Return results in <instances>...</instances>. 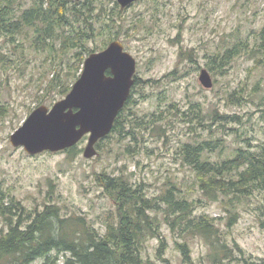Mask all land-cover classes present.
I'll return each instance as SVG.
<instances>
[{
	"label": "rangeland",
	"instance_id": "374dc122",
	"mask_svg": "<svg viewBox=\"0 0 264 264\" xmlns=\"http://www.w3.org/2000/svg\"><path fill=\"white\" fill-rule=\"evenodd\" d=\"M19 1L24 6L31 0ZM98 2L120 22L113 31H118L117 39L136 61L134 75L139 85L119 127L100 141L96 154L89 158L83 155L88 135L72 151L29 155L11 145L10 134L37 106L51 107L64 96L47 89L52 72L45 55H32L22 72L16 66L0 69V189L27 209L56 204L62 217L81 216L103 234L106 223L114 221L115 204L96 182L97 173H125L132 183L142 182L150 197L161 195L171 180L189 197H200L195 215L215 217L218 227L246 255L264 260V190L239 205L237 221L228 228V213L219 201L200 195L194 173L179 152L184 141L210 138L223 144L222 149L214 148L213 158L235 147L264 146V67L255 65L253 53L246 52L224 69L212 62L214 53L234 42L255 46L264 23V0H139L124 9L116 0ZM99 44V40L89 42V47ZM8 45L0 37V50ZM175 68L177 72L170 74ZM202 68L212 78L209 88L199 81ZM242 89L245 101L235 100ZM195 103L201 108L200 122L191 113ZM220 115L229 117L224 120ZM156 116L159 121L149 124ZM6 229L0 218V233ZM158 234L143 241V261L181 264L182 255L174 242L182 240L179 232H172L161 220ZM162 238L166 244L158 253ZM187 240L191 257L201 264L205 242L199 236ZM50 255L56 256L54 251ZM56 257L62 264L63 255ZM45 261L40 257L31 264Z\"/></svg>",
	"mask_w": 264,
	"mask_h": 264
},
{
	"label": "trees",
	"instance_id": "16d2710c",
	"mask_svg": "<svg viewBox=\"0 0 264 264\" xmlns=\"http://www.w3.org/2000/svg\"><path fill=\"white\" fill-rule=\"evenodd\" d=\"M117 26L120 27V22L109 16L98 0H31L24 6L19 0H0V37L9 44L0 50V69L6 71L16 66L22 72L32 55H45L52 72L47 89L65 96L80 75L88 54L117 39L118 31H113ZM256 38L253 48L246 41L234 42L214 53L212 62L224 69L236 56L246 52L253 53L255 65L264 67V23ZM97 40L100 44L90 48L89 42ZM58 65L62 67L58 69ZM176 72L175 68L170 74ZM133 79L112 131L119 127L139 85L138 77L134 75ZM242 95L243 89L234 99L245 101ZM200 111L199 104L192 105L191 113L198 122L202 119ZM158 116L148 123L155 124ZM228 117L220 115L224 120ZM128 134L135 138L134 133ZM102 139L95 147H99ZM219 140H187L181 143L179 152L194 173L200 195L222 204L228 213L226 226L231 228L237 221L239 205L254 192L264 190V146L254 150L235 147L213 158L214 148L222 149ZM95 180L115 204L114 221L106 223L103 234L81 216L62 217L56 204L44 203L42 208L27 209L0 189V218L7 227L0 233V264H31L40 257L46 259L44 264L50 261L58 264V254L63 255L62 264H146L142 258L143 241L159 236L161 220L182 237L181 241H174L182 255L181 264H199L191 257L188 246L187 239L192 236H199L207 246L201 264H264V260H254L234 239H229L216 224L215 217L195 215L200 197H189L171 180L157 197L148 196L143 183H132L125 173L101 172L95 175ZM165 244L162 238L158 253ZM52 251L56 254L53 258Z\"/></svg>",
	"mask_w": 264,
	"mask_h": 264
},
{
	"label": "water",
	"instance_id": "95a60500",
	"mask_svg": "<svg viewBox=\"0 0 264 264\" xmlns=\"http://www.w3.org/2000/svg\"><path fill=\"white\" fill-rule=\"evenodd\" d=\"M116 1L124 9L139 0ZM135 64V58L118 39L102 50L91 52L69 92L51 107L42 104L32 110L10 134L11 145L35 155L68 149L88 135L83 155L92 157L96 154L95 143L112 131L115 118L130 94ZM198 78L203 87L212 86V78L205 68L200 70ZM28 126L31 131L25 129Z\"/></svg>",
	"mask_w": 264,
	"mask_h": 264
},
{
	"label": "snow or ice",
	"instance_id": "6c2138e0",
	"mask_svg": "<svg viewBox=\"0 0 264 264\" xmlns=\"http://www.w3.org/2000/svg\"><path fill=\"white\" fill-rule=\"evenodd\" d=\"M39 121H40V119L39 120H37L36 122H37V125H36V130L37 131H39ZM33 123H31L30 125H32ZM26 130H29V131H31L32 129H30V127L28 126V127H26L25 128Z\"/></svg>",
	"mask_w": 264,
	"mask_h": 264
}]
</instances>
